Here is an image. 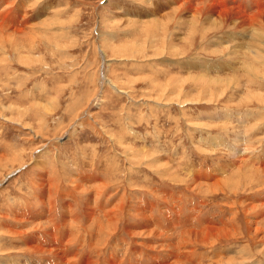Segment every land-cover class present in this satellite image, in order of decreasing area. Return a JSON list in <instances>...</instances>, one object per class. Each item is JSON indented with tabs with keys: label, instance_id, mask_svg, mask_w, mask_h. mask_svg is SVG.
Masks as SVG:
<instances>
[{
	"label": "rangeland",
	"instance_id": "1",
	"mask_svg": "<svg viewBox=\"0 0 264 264\" xmlns=\"http://www.w3.org/2000/svg\"><path fill=\"white\" fill-rule=\"evenodd\" d=\"M27 1H0L25 30L0 32V264H264V69L183 3L154 21L181 0ZM206 225L229 233L191 242Z\"/></svg>",
	"mask_w": 264,
	"mask_h": 264
},
{
	"label": "bare ground",
	"instance_id": "2",
	"mask_svg": "<svg viewBox=\"0 0 264 264\" xmlns=\"http://www.w3.org/2000/svg\"><path fill=\"white\" fill-rule=\"evenodd\" d=\"M0 1L6 2V1H9V0H0ZM29 1H31V0H29ZM29 1H27L24 6H26L27 3H29ZM40 1L42 2V0H40ZM40 1H38V2H40ZM200 1L201 0H181V2L177 1L178 3L175 2L176 4H173L174 6L175 5L178 6V5L182 4V3L184 4L182 6H178L179 8H177V12L178 11H181L182 8L186 12H188V11L191 12L190 13L191 16L189 17L190 20L187 19V21H190V23H189V25L191 26L190 33H192L191 30H193L194 27H196V29L198 27H200L201 29L198 30V32H199L200 35H202V33H204V32H205L204 34H214V35H216L217 38L216 39L213 38L214 39V45L213 46L216 47L215 50H217L218 52H222V50L229 49V48H232L234 51H236V53H238L237 50H240L241 52H239L238 55H239V57H242L241 63H240L241 64V69H240L241 75L243 76V78H245L247 80H251L252 78L258 77L259 74H260L259 68L264 69V9L262 10L263 6L261 5V3L258 2V1L255 2V0H254V2H249L250 5H251V10L250 9L249 10H245L244 9L246 11L245 12V11H242L243 9L241 10V8L238 7V6L224 4V2H221L222 0H210V3H200ZM218 1H220V2H218ZM216 2H218V3H216ZM167 7H166L165 4L159 2V5L156 8V11L152 12L153 15H156L155 16L156 18H154V21L160 22V20L163 19L164 21L167 20V22L168 21L170 22V19H172L173 17H175L174 14H177V12L174 13V11L176 9V6L174 7V9L171 12H168L167 14H165L164 11H165V8H167ZM1 12H2V10H1ZM3 15L4 16L2 17V19L0 18L1 19L0 20V32L7 31L9 29H13L14 30L13 31L14 34L15 33L19 34L20 32H23V30H24L23 29V26H24V21L23 20L20 21L19 18L17 19L16 22L14 20H11V15L12 14H11V10L10 9L9 10H3ZM50 15H48V16H50ZM124 18H125V16H124ZM126 18H128V17H126ZM135 19H136V20H134L135 22L136 21L137 22H144V23H150V22H152V20H150L151 18L148 21H142L141 19L137 20V18H135ZM6 21H8V22H6ZM129 21H131V20H129ZM20 22H22V25L21 26H19ZM127 23H130V22H127ZM10 24H13V27L12 26H9ZM228 27H232V28H230L232 30L231 31H228V32H223L224 31L223 29L228 28ZM220 29L222 30L221 32H223V33H219V30ZM238 29L241 30V31H235V30H238ZM8 40L9 41L11 40L10 37H8ZM203 41H206V39L203 38ZM209 41H211V40H209ZM224 45L227 46V47H224ZM219 48H221V49H219ZM33 61L34 60L32 58H30L29 56H27V59H26L25 62H27V63L28 62L29 63H33ZM6 62H7V60L0 61V71H4L5 69L8 68L7 66L5 68L1 67L3 64L6 65ZM223 66H224V69L227 68V66L225 64H223ZM203 68H207V67H203ZM229 69H231V68H229ZM207 71H208V69H207ZM209 72L210 71L204 73L203 75H201V77L204 78V79H208L209 77L207 75H205V74H209ZM214 73H217V70ZM230 75H231V76H229L230 80L236 81V82H238L240 80L237 75H235V74H230ZM215 76L221 77L218 74H214L213 76H211V78L213 79ZM260 77H264V73H263V76H260ZM216 82H220V80L216 79ZM119 92L121 93V91H119ZM257 95L260 96V94H257ZM235 146L237 147V145H235ZM237 149L238 148H236V150ZM235 151H234V153H235ZM243 154H246L244 150H243ZM234 157L238 158L237 156H234ZM157 159H158V156H157ZM259 171L261 173H263L264 172V167L262 169L258 170V173H259ZM218 181H220V180H218ZM218 181H216V182H218ZM54 182H55V180H54ZM104 183H106V182H104ZM219 184H218V186H219ZM96 187H97L96 190H98V192H101L102 189H103V187H105V185H102V187H101V184H100V185H98ZM75 188L76 189H81L80 192H82L83 191V188H84V185L83 184H80V183H77V185H76ZM212 188L214 189V187H212ZM122 205H123V202H122V200H120V202L118 204H116L113 209H111V210H109V211H107V212L104 213V216L108 218V222H109L110 226L116 228L115 229V232L118 229V227H117L118 221H116V219H115V218H117L116 217V213L119 210H123L122 209ZM86 210L88 211V214H87L88 215V218L93 219V217L96 216V212L93 211L92 209H90L89 207H87ZM73 214H76V213L73 212ZM146 214L147 213L145 211H142V216L141 217H143L142 219H144L145 226L147 227V225H149L148 219L150 217L148 216V214L147 215ZM75 218H76V216H75ZM96 219L98 220V218H96ZM97 225H98L97 226V231L99 233H101V232L104 233V231H102V227H101V225H100L99 222L97 223ZM206 226L207 227H205L204 229L202 228L201 231H194V230L188 231L187 230L188 231L187 233L188 234H191L192 237L195 239V240H192L191 242H193V243L195 242V243L207 244V242L210 239H212L211 236L213 238L216 237V239H217V238H220L221 234L222 235H224V234L225 235H228V233H229V231L226 232L224 230H221L220 228L219 229H215V227H214V229H213V228H210L208 225H206ZM55 227L58 228V226H56V225H55ZM147 229H148V231H151V232H148L149 235H150V233H156L157 232L156 230H155L156 232L153 231L151 228H147ZM258 231H260V230H258ZM182 233H183L184 237H187L188 234H185L184 232H182ZM129 234L131 236V235L134 234V232H131L130 231ZM134 235H136V234H134ZM159 235H157V236H159ZM183 235L181 234V236H183ZM177 237H178V235H177ZM147 238H146V240H147ZM181 239H182V237H181ZM190 240H191V238H190ZM146 244H148V242ZM67 247H68V245H67ZM68 248H66V249H68ZM41 249L43 250V248H41ZM41 249H37V250H41ZM66 251H68V250H66ZM63 255L66 256L65 254H63V253L61 254V252H59L55 256L58 257V260H61V259H64L63 258ZM231 259L234 260L233 257H231ZM231 259L229 258V260H231ZM176 262H175V264H176ZM177 264H184V263L177 262Z\"/></svg>",
	"mask_w": 264,
	"mask_h": 264
},
{
	"label": "crops",
	"instance_id": "3",
	"mask_svg": "<svg viewBox=\"0 0 264 264\" xmlns=\"http://www.w3.org/2000/svg\"><path fill=\"white\" fill-rule=\"evenodd\" d=\"M250 1H251V2H254V0H249V2H250ZM256 1L260 2L261 5L264 6V0H255V2H256ZM207 2H210V0H208ZM216 3H218V2H216ZM17 6H18V4L14 5V6L12 7V8H14V9H13L14 12H13V15H11V20H14L15 22L17 21V16H18V15H17V16L14 15V13H18V8H17ZM3 8H4V7H3ZM0 16H1V17H0L1 19H2V17L4 16V15H3V11L1 12V10H0ZM1 19H0V20H1ZM21 25H22V22H20L19 26H21Z\"/></svg>",
	"mask_w": 264,
	"mask_h": 264
}]
</instances>
